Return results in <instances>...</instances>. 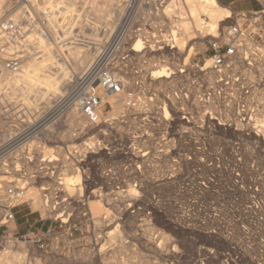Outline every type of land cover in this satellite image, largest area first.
<instances>
[{
    "label": "rangeland",
    "instance_id": "1",
    "mask_svg": "<svg viewBox=\"0 0 264 264\" xmlns=\"http://www.w3.org/2000/svg\"><path fill=\"white\" fill-rule=\"evenodd\" d=\"M8 1L0 0V21L12 15ZM59 1L63 25L57 28L58 40L47 26L48 38L26 59L22 76L10 88H0L11 91L5 99L60 113L31 144L34 160L24 163L27 191L50 190H39V205L30 200L15 208L16 220L32 212L50 221L54 243L44 252L1 231L0 264H264V36L246 37L247 55L218 71L207 60L212 35L190 37L183 51L173 48L176 57L162 42L163 36L178 38L184 23L192 24L183 0ZM217 1L233 12L227 27L237 11ZM32 2L53 6L48 0ZM119 22L127 24L129 34L97 59L124 78V99L115 105L117 99L99 87L101 121L89 125L63 103L83 71L64 46L74 49L77 38L86 39L80 55L89 56L90 48L97 55L115 39ZM71 29L75 32L68 33ZM90 32L98 33V41ZM222 33L218 30V37ZM138 35L157 54L141 56L134 45ZM160 69L170 73L165 82L152 79ZM245 110L249 126L243 124ZM2 118L6 124L0 126V138L10 131L0 113ZM78 147L87 155L74 159L69 151ZM6 172L4 165L1 186L19 185L13 182L17 175ZM77 173L88 201L85 216L78 203L68 205L80 183ZM49 191L56 193L45 194ZM93 203L101 211L92 210ZM63 211L74 215L60 226L58 215L67 220Z\"/></svg>",
    "mask_w": 264,
    "mask_h": 264
},
{
    "label": "built area",
    "instance_id": "2",
    "mask_svg": "<svg viewBox=\"0 0 264 264\" xmlns=\"http://www.w3.org/2000/svg\"><path fill=\"white\" fill-rule=\"evenodd\" d=\"M259 1L261 2L259 10L234 12V23L226 27L224 33L220 34L222 37L211 41V53L207 59L211 69L221 70L234 65L238 59L243 58V55H247L246 37L253 40L255 36L258 38L264 36V32H261L264 31V0ZM7 3L11 4L12 15L0 21V88L4 87L7 77L20 71L27 58L38 53L42 43L48 38L47 18L51 14L48 8L38 11L32 0H9ZM101 59L95 62L88 74L82 73L75 84L76 87L66 95L63 102L68 109L76 106L89 125L101 121L103 97L99 87L115 94H120L124 90L122 80L118 79ZM7 93L10 92H0L1 116L7 119L10 128V131L0 138V166H6V173L16 174L17 178L13 182L19 181V185L2 187L0 184V209L3 212V218H0V237L2 228L6 227L8 222L16 220L15 208L29 201L25 197L29 183L24 180L26 178L24 163L34 160L35 156L30 146L35 140L40 139L43 131L60 116L59 111L55 109L47 112L43 109H30L23 104L5 99ZM83 152L86 156L87 152ZM83 152L78 147L69 151V154L77 159L76 155L80 157ZM43 190L50 188L45 187ZM83 191L82 183L76 184L68 205L78 203L85 209L83 212L85 216L89 211ZM50 193L53 195L56 192L49 191L45 194ZM65 213L67 216L64 217L67 220L59 217L60 226L68 223L74 215L73 211L62 212ZM71 228L69 227L70 231ZM53 234L54 228L47 229L42 235L32 230L17 236L16 239L19 241L23 238L24 242L39 250L50 252L51 245L45 239Z\"/></svg>",
    "mask_w": 264,
    "mask_h": 264
},
{
    "label": "bare ground",
    "instance_id": "3",
    "mask_svg": "<svg viewBox=\"0 0 264 264\" xmlns=\"http://www.w3.org/2000/svg\"><path fill=\"white\" fill-rule=\"evenodd\" d=\"M4 1H6V0H4ZM69 1V0H68ZM71 1V0H70ZM76 1V0H75ZM74 1V2H75ZM137 1H139V0H137ZM141 1V0H140ZM185 3H186V5H187V7H188V9H189V13L190 14H188V15H190L191 17H192V21L189 19V17H188V19L190 20V22H192V24H189V23H184V22H182V28L180 29V31L178 32V38L176 37V39L175 38H173V39H169L167 36H163V37H165L164 38V41H162L164 44H166V45H168V46H170V48L172 49L171 51V53H172V55L173 56H177V51L175 52V51H173V48H177L180 52L181 51H183V49H184V47H185V44H186V42H187V40H189V39H191L190 37H195V35H198V34H200V35H212L213 36V38H217L219 35H218V30H220V29H226V25L225 24H227V22H228V20L230 19V18H232V11H231V9L230 8H228V7H225V6H223V5H221L217 0H183ZM48 2H50V4L51 3H53V6L52 7H44V6H42V5H39V4H37V6H36V8H37V10L38 11H42V10H45V8H48V9H50V11H51V14H50V16L47 18V26L50 28V35H52L53 36V38L54 39H57V38H59V35H58V27L59 26H62L63 24L61 23V21H62V19H63V15H62V10H61V7H63V6H58L57 5V3H59V2H61V1H59V0H48ZM132 2H133V0H132ZM131 2V3H132ZM177 2V1H176ZM71 3H73V2H71ZM134 3H135V0H134ZM133 3V4H134ZM137 3H139V2H137ZM94 4V3H93ZM75 5V4H74ZM109 5V4H108ZM111 5V4H110ZM72 6V5H71ZM131 6H133V5H131ZM72 7H74V6H72ZM181 7V6H180ZM179 8V7H178ZM66 9V12L68 11L69 12V7H67V6H65L64 7V10ZM125 9V8H124ZM187 9V8H186ZM107 10H108V8H107ZM114 10V9H113ZM181 10V9H180ZM123 11V10H122ZM59 13V14H56V13ZM100 12V11H99ZM131 12V11H130ZM177 12V11H176ZM92 13V12H91ZM102 13V12H101ZM119 13V12H118ZM178 13V12H177ZM120 14V13H119ZM67 16V15H66ZM68 16H69V14H68ZM103 16V15H102ZM122 16V15H121ZM79 17V16H78ZM83 17V16H82ZM125 17V16H124ZM124 17H123V19H124ZM72 18V17H71ZM181 18V17H180ZM107 19V18H106ZM115 19V18H114ZM177 19V18H176ZM79 20H81V19H79ZM172 20V19H171ZM75 21H76V19H75ZM178 21V20H177ZM79 22V21H78ZM104 22H105V20H104ZM109 21L107 20V23H108ZM121 22H122V20H121ZM121 22H119L120 24H121ZM124 22V21H123ZM179 22V21H178ZM87 23V22H86ZM229 23V22H228ZM75 24V22L73 23V25ZM78 24V23H77ZM80 24H82V23H80ZM79 24V25H80ZM105 24V23H104ZM118 24V23H117ZM119 24V25H120ZM109 25H111V23L109 24ZM181 25V24H180ZM179 25V26H180ZM96 27V26H95ZM107 27V26H106ZM72 28H73V26H72ZM75 28V27H74ZM77 28V27H76ZM75 28V29H76ZM97 28V27H96ZM109 28V27H108ZM111 28H113V27H111ZM78 29L80 30V28L78 27ZM92 29V28H91ZM82 30V29H81ZM90 30V29H89ZM96 30V29H95ZM113 30V29H112ZM116 30V29H115ZM59 31H61L60 30V28H59ZM66 31V30H65ZM97 32H99L98 31V29L96 30ZM117 32L115 33V39L113 40L112 39V41H111V43H107L106 45H102L101 47H100V49L98 50V52H96V54L97 55H95V53H93V50H92V48H90V51H91V53H90V55L88 56V55H80L81 54V49H80V47L82 48V46H79V45H84V43H85V46H86V42H85V40H80L81 38H77L76 40L78 41V42H76V44H77V46L73 49V48H70V47H72V46H69V45H67V46H64V44H63V46L64 47H68L67 48V50H70L69 52H68V54H69V56L72 58V60H73V63H74V65H75V68H77L78 66H82V73L83 74H88V72H89V69L95 64V62H97V57L99 56H101V54H103L102 53V51L103 50H107V49H111L112 47H113V44L119 39V41H120V43H121V41H124V37H125V35L126 34H129V28H128V26H127V24H124V23H122L121 24V27H119L118 28V30H116ZM63 32V31H62ZM75 32V30L74 29H71L68 33H74ZM83 31H81V33H82ZM96 32V33H97ZM109 32V31H108ZM112 32V31H111ZM115 31L113 30V33H114ZM63 33H65V32H63ZM85 33V32H84ZM96 33L95 32H90L89 33V35L92 37V39H93V41L95 42V41H98L97 39H98V37H99V35H97V37H96ZM80 34V33H79ZM98 34V33H97ZM110 34H112V33H110L109 32V35ZM77 35H78V33H77ZM76 34H74V36H77ZM103 35V34H102ZM109 35L107 36L108 37V40L110 39V37H109ZM114 35V34H113ZM63 36V35H62ZM111 36V35H110ZM67 37V36H66ZM113 37V36H112ZM204 37V36H203ZM67 38H70V37H67ZM72 38H74V37H72ZM76 38V37H75ZM95 38V39H94ZM137 38V41H136V43L134 44L135 45V47H137V48H135L136 49V51H137V49H138V53H140L141 54V56H150V55H152V54H157L156 52H154V51H156L154 48H153V46H150V47H147V46H145L144 44L146 43V42H142V40L139 38V35L136 37ZM61 39H62V37H61ZM58 40V39H57ZM91 40V39H90ZM107 40V41H108ZM104 41H105V39H104ZM80 42V43H79ZM148 42V41H147ZM58 43V42H57ZM61 43V42H60ZM56 44V43H55ZM104 44V43H103ZM122 44V43H121ZM57 45H59V44H57ZM90 45V44H89ZM95 45H97L96 43H95ZM94 45V46H95ZM246 45H248V43H246ZM92 46V45H91ZM99 46V45H98ZM97 46V47H98ZM165 46V45H164ZM97 47H95V48H97ZM252 47V46H251ZM61 48H62V44H61ZM84 48V47H83ZM88 48H89V46H88ZM94 48V49H95ZM80 49V50H79ZM176 49V50H177ZM256 49V48H255ZM71 50H73V51H71ZM109 50H107V52L109 51ZM254 50V49H253ZM263 50H264V48H263ZM86 51H87V49H86ZM135 51V52H136ZM170 51V50H169ZM56 52H57V49H56ZM60 52H62L61 50H60ZM106 52V51H105ZM154 52V53H153ZM89 53V52H88ZM94 54V55H93ZM105 54V53H104ZM170 54V53H169ZM105 56V55H104ZM88 57L90 58L91 57V59L88 61ZM86 62H88L85 66H83V64L84 63H86ZM65 64V63H64ZM63 64V65H64ZM30 69V68H29ZM34 69V68H33ZM74 69V68H73ZM111 69H113V68H111ZM223 70V69H222ZM31 71H33V70H31ZM173 71V70H172ZM219 71V70H218ZM44 72H45V70H44ZM113 72V71H112ZM75 73H76V75H77V72L75 71ZM114 74H115V76L116 77H120L121 78V80H122V82H123V87H124V90L122 91L123 93H124V91H125V85H124V78L122 77V76H119L116 72H113ZM176 73V72H175ZM120 74V73H119ZM22 76V67H21V69H20V71L19 72H17V73H15V74H12V75H10L9 77H7V82H6V84H5V89H8V88H10V85L12 84V82H13V80L15 79V78H20ZM163 77H165V78H167V77H170V73H166L165 72V70H163V69H160V70H158V72H157V74L156 75H152V79H157V78H160L161 79V81L162 82H165L166 81V79H162ZM119 78V79H120ZM126 78V77H125ZM178 78V77H177ZM94 80H96V78H94ZM96 82H97V80H96ZM11 83V84H10ZM100 89V88H99ZM104 91V90H103ZM9 92H11V91H9ZM102 92V91H101ZM123 93H120V94H115V93H112V92H110V91H106V95H107V97H109L110 96V98H116L117 100L116 101H114L113 103L115 104V105H118V104H120L121 102H122V100L124 99V95H123ZM1 106H0V113H1ZM71 112H73V113H79V111L77 110V107L75 106V107H72V109H71ZM240 112V111H239ZM242 112V111H241ZM80 115H82L81 113H80ZM243 117H242V120H243V124L244 125H248L250 122H249V118H248V114H247V112H246V110H245V112L243 111ZM79 116V115H78ZM83 116V115H82ZM84 117V116H83ZM238 117V116H237ZM85 118V117H84ZM86 119V118H85ZM87 120V119H86ZM80 121V120H79ZM78 121V122H79ZM242 122V121H241ZM6 124V122H5V120H3V118L2 119H0V126L1 125H5ZM84 124V123H83ZM111 124V123H110ZM106 127H108V125L109 124H104ZM93 126H96L95 124L93 125ZM249 126V125H248ZM99 129V128H98ZM95 130V129H94ZM105 129H100V130H98L99 132H101V131H104ZM239 130V129H238ZM245 130V129H244ZM251 131V130H250ZM255 131V130H254ZM256 136H257V138H258V140H261V134H259L258 132L256 133ZM248 138V137H247ZM254 138H255V136H254ZM252 139V138H251ZM257 142V141H256ZM264 142V141H263ZM86 150V149H85ZM62 154V153H61ZM137 154V153H136ZM65 157V156H64ZM70 163V162H69ZM70 166H72V164L70 163L69 164ZM2 166H4V165H1L0 166V168L2 167ZM6 167V166H5ZM76 167V166H75ZM239 167V166H238ZM70 168V167H69ZM78 169V168H77ZM72 171V170H71ZM73 172V171H72ZM74 173H75V171H74ZM80 174L79 173H77V175H75V177H76V180L77 181H79L80 182ZM240 176V175H239ZM74 178V177H73ZM76 180H75V182H76ZM66 181H68L69 182V180L67 179ZM71 182V181H70ZM67 182H65L64 183V186L65 185H67L66 186V189H67V191H68V189L70 190H72V186L69 188V184H66ZM81 183V182H80ZM77 184V183H76ZM73 188H75V187H73ZM43 188H40L39 190H42ZM39 190L37 191L36 189H32V188H30V190L29 191H27L26 193H25V197L30 201V200H34V204L37 206V205H39V203H42V201L40 202V200H41V198L39 197V194L41 193V191L39 192ZM64 190H65V188H64ZM131 190V189H130ZM68 192H70V191H68ZM43 193V192H42ZM70 194H72V192H70ZM135 196V195H134ZM43 198V197H42ZM140 202V201H139ZM42 205V204H41ZM134 207V206H133ZM92 210H94V211H101V207L98 205V204H94L93 203V205H92ZM53 210H55L54 208H53ZM52 210V211H53ZM140 210V209H139ZM124 213V212H123ZM98 214V213H97ZM59 217H60V215H58ZM1 218H3V215L1 216ZM115 219V218H114ZM10 222H12V221H10ZM97 223V222H96ZM111 224V223H110ZM101 230V229H100ZM114 234V233H113ZM109 238H111V237H109ZM115 238V237H114ZM113 239V238H112ZM112 239H109V240H112ZM109 242V241H108ZM113 242V241H112ZM17 246V245H16ZM110 246V245H109ZM16 257V256H15ZM14 257V258H15ZM8 260V259H7ZM13 261H15V260H13ZM105 263V262H104ZM107 263V262H106ZM105 263V264H106ZM110 263V262H109ZM108 263V264H109ZM103 264V263H102ZM112 264V263H111Z\"/></svg>",
    "mask_w": 264,
    "mask_h": 264
},
{
    "label": "crops",
    "instance_id": "4",
    "mask_svg": "<svg viewBox=\"0 0 264 264\" xmlns=\"http://www.w3.org/2000/svg\"><path fill=\"white\" fill-rule=\"evenodd\" d=\"M223 1L228 3L235 11L261 9V2L259 0ZM32 214V212H26L22 217L18 216V219L15 221V223L7 225L3 231L10 236H20L32 230L38 233V235H42L47 229L53 228V224L50 221H43L42 219L34 218ZM54 233H56V231ZM45 240L50 243V245L54 243L52 237L46 238Z\"/></svg>",
    "mask_w": 264,
    "mask_h": 264
}]
</instances>
